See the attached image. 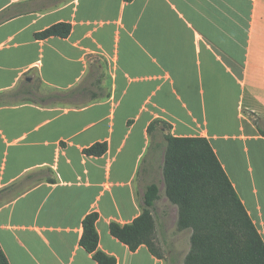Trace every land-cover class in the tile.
Here are the masks:
<instances>
[{"label": "crops", "instance_id": "0c3cea01", "mask_svg": "<svg viewBox=\"0 0 264 264\" xmlns=\"http://www.w3.org/2000/svg\"><path fill=\"white\" fill-rule=\"evenodd\" d=\"M0 15L10 264H97L80 245L94 212L99 249L117 264H183L158 205L178 208L153 181L165 187L164 135L209 141L264 241V0H0ZM59 23L72 25L69 37H35ZM155 120L166 126L151 135ZM103 142L105 155L83 153ZM152 184L163 259L145 245L131 252L109 229L142 214Z\"/></svg>", "mask_w": 264, "mask_h": 264}, {"label": "trees", "instance_id": "16d2710c", "mask_svg": "<svg viewBox=\"0 0 264 264\" xmlns=\"http://www.w3.org/2000/svg\"><path fill=\"white\" fill-rule=\"evenodd\" d=\"M3 19L4 15H0V23ZM71 31V24L59 23L35 37L38 40L67 38ZM78 93V89H73L52 98L67 100ZM159 125L166 126L163 121L155 120L148 133L152 135ZM164 140L165 195L169 203L178 208V230L191 233L190 251L183 264H264V241L209 141L201 137L178 138L171 135H164ZM107 151L108 144L103 142L84 149L83 153L101 157ZM4 191H0V201ZM159 199L158 185L148 186L142 197V214L128 225L112 222L109 229L111 235L131 252L145 245L152 255L163 259L156 241L155 211ZM98 219L96 212L85 217L80 245L93 255L97 264H117L114 257L99 249ZM168 261L169 264L177 263L174 257ZM0 264H10L1 245Z\"/></svg>", "mask_w": 264, "mask_h": 264}, {"label": "rangeland", "instance_id": "374dc122", "mask_svg": "<svg viewBox=\"0 0 264 264\" xmlns=\"http://www.w3.org/2000/svg\"><path fill=\"white\" fill-rule=\"evenodd\" d=\"M36 90L37 87H34ZM24 99H31L30 97H23L17 102L22 101ZM155 182H158L160 186L163 187V190H165V187L162 184V176L158 175V177H155L153 180ZM8 198L5 197L3 198L2 201L7 200ZM1 205V201H0ZM160 213H164V216L166 217L167 221H165V227H166V232H167V239L168 241L174 246V248L184 257L187 256V254L190 251V237L191 233L190 231H179L177 227V211L174 209V207L170 206L168 203L161 201L158 205ZM158 212L157 215H160Z\"/></svg>", "mask_w": 264, "mask_h": 264}]
</instances>
